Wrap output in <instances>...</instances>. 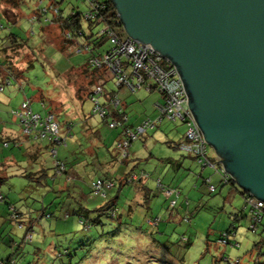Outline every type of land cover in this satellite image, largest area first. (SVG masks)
Segmentation results:
<instances>
[{
	"label": "rangeland",
	"instance_id": "374dc122",
	"mask_svg": "<svg viewBox=\"0 0 264 264\" xmlns=\"http://www.w3.org/2000/svg\"><path fill=\"white\" fill-rule=\"evenodd\" d=\"M36 2L38 0H24L18 6L19 18L12 29L22 37L27 36V41L34 43L36 48H41L43 58L35 59L29 66L26 61L31 57L30 52L27 48L20 50L23 56L20 64L29 68L23 72L24 81L20 89L17 83L12 82L4 85V91L0 92V102L6 104L5 108L0 109V133L5 126L6 129L18 131L22 137L26 136L20 133L18 123L8 111L19 107L26 95L31 99L33 111L42 113L37 93L40 90L53 107L52 113L60 124L62 136L67 133L64 123L72 125L66 144L57 146V158L70 163V177H48L46 185L23 176L8 178V175L23 170L33 172L37 164L28 160L25 146L4 147L0 140V177H7L0 183V194L5 197V202L22 212L29 210L36 214V209L44 208L46 214L50 213L48 217L45 214L34 220L32 231H25L24 223L19 222L18 226L12 221L16 218L9 219L8 204L0 202V260L12 256L23 264H85L86 261L87 264H225L224 257H238L241 264H264V239L254 234L255 229L254 233L247 229L248 219L245 216L232 219L231 213L240 211L242 207L239 192L234 190L235 187H229V191L225 185L209 192L199 173L202 171L203 176L212 175L215 174L213 169L201 167L195 159L174 145L185 131V125L180 121L162 119L154 127L146 128L147 131L130 145L129 153L132 156L129 155V161L111 163L109 152L117 139L118 129L109 128L100 118L92 115V104L88 99L81 101L92 85L87 72L78 68L85 54L62 50L59 24L46 23L44 16L32 22L28 20L38 16L37 9L35 13L32 12ZM49 2L57 3L63 10L71 3L79 5L80 11L88 9L83 0H42L40 5L45 7ZM3 8L6 6L1 2L0 11L12 22L16 15ZM50 15L49 11L47 17ZM0 19L3 22L6 20L1 13ZM82 25L89 32L85 21ZM100 28L101 24L94 25L92 31L96 34ZM0 78H3L2 74ZM108 83V87L115 85L112 79ZM117 93L120 99L126 101L124 109L129 124L136 125L147 118L155 120L159 115L158 107L154 104L160 101L161 96L155 89L151 92L141 89L132 92L120 87ZM37 143L40 146L38 157L47 167V172L51 173L54 158L49 152V142L40 139ZM8 155L15 160L5 165L3 161ZM169 158L180 160L179 166H175L174 160ZM109 162L110 170L115 169L109 178L127 168L136 173L147 172L149 177L142 181L149 188L148 198L145 201L139 195L136 184L126 183L118 191L114 186L107 192L111 196L117 194L116 204L120 215L110 217L98 213L100 222L94 224L87 220L89 227L84 229L73 209L78 203L89 208L104 204L106 199L90 192V184L97 176L104 174L105 170L98 167L100 163L106 165ZM68 177L69 181H66ZM158 178L163 185L179 190V197L172 209H169L168 200L156 187ZM214 181L216 178L211 182ZM184 215H187L188 221L182 220ZM96 216L97 212L91 218ZM150 216L161 218L159 230L150 229L146 224L145 218ZM232 225L235 226V236L231 240L237 241L238 247L217 241V237ZM161 232L165 235H161ZM181 235H184V240L186 236L188 241H181ZM152 237L173 242L169 247L170 254L163 253L160 247L153 244ZM145 239L149 241L148 244L143 243ZM256 242H260L259 247ZM153 253L161 256L152 259L150 256Z\"/></svg>",
	"mask_w": 264,
	"mask_h": 264
},
{
	"label": "water",
	"instance_id": "95a60500",
	"mask_svg": "<svg viewBox=\"0 0 264 264\" xmlns=\"http://www.w3.org/2000/svg\"><path fill=\"white\" fill-rule=\"evenodd\" d=\"M125 33L175 66L206 143L264 201V0H111Z\"/></svg>",
	"mask_w": 264,
	"mask_h": 264
},
{
	"label": "trees",
	"instance_id": "16d2710c",
	"mask_svg": "<svg viewBox=\"0 0 264 264\" xmlns=\"http://www.w3.org/2000/svg\"><path fill=\"white\" fill-rule=\"evenodd\" d=\"M83 1L88 6V9L84 12L82 10L81 11L79 10V7H80L79 5H75L73 3L68 5L66 10L65 9L63 10L58 6L57 3H52V2H49L47 6L42 7V5H40L42 0H38L39 3L36 2V4H35L36 6L32 11L35 13L36 9H37V15L38 16H37V18L36 17L35 18H29L28 20H30V22H32L36 19L39 20L40 18H43L42 16H44L46 23H48V24H52V23L59 24V26L61 28V34H62V46H61L62 50H67L69 53H72V54L73 53H75V54L76 53H78V54L84 53L85 54V58L83 59V62L81 63V65L78 68H81L82 70H84V72H87V75H89V83L94 84L97 81V79H99V78L104 79L103 87H104L105 91L109 94H112V93L117 94V91L120 89V86L114 85L113 87H108V84H109L108 80H110V79L113 80V78H107L108 79L107 80L106 77L104 76V72H105L104 64L101 63L100 66H97L93 62V59H96L100 62L102 59V55L105 52H107L111 47V43L109 42L107 31H105V29H103V26H105V24L112 27L113 30L120 33V35H125V32L123 31L121 22H119L120 19L116 15L115 7H114L111 0H96L98 3V6H97L96 11L93 13L94 16H92V17H87L85 15V12L89 11L91 9V7L89 6L88 0H83ZM92 1H94V0H92ZM1 2H2V4H5V6H6V8H3L2 10H7V11L10 10L13 13V16L16 15L11 22L0 11L1 16H3L6 19L4 22L0 19V74H2V76H3V78H0V84L2 85V90L0 92H3L4 91V85L10 84L12 82L17 83L18 87L20 89L22 87L23 81H24L23 72L26 71V69L29 68L30 65L32 66V62L35 59L41 60L43 58V54L41 52V48L38 49V48H36L34 43L27 41V39H28L27 36L22 37L18 32L13 31V29H12V26H14L16 24L17 19L19 18V16H17L18 15L17 8L21 3L24 2V0H0V3ZM42 9H45V11L43 10L44 11L43 12ZM49 11L51 12V15L49 17H47V13ZM83 21H85L87 23V27H88L89 32H86V30L83 29V25H82ZM99 24L102 25V28H100V30L96 34H94V32L92 31V27L94 25H99ZM44 36H43V38H44ZM23 48L24 49L27 48V50L30 52L31 57H30V59H28L26 61L27 63H29V66H27V65L21 66V64H20L23 61V58H22L23 56L20 54V50ZM36 49H38V50H36ZM141 90H143V89H141ZM135 91H132V92H135ZM37 93H38V101L40 104L39 106L41 107L42 113L33 111L32 107H31V99L29 97H27L26 95H24V97L20 101L19 107H17L16 109H11L10 111H8L9 114L12 117H14L13 110H20V106L24 101H27V103L29 104V108H30L31 112H33V113H39L40 115H43L44 113H46L48 111L52 112L53 107L50 106L51 105L50 101H46V97L43 95V93L40 90H37ZM117 96H118V94H117ZM85 99H87V92H86L85 96L81 97V101H83ZM161 100H162V98H161ZM161 103H162V101H161ZM120 104H121L122 112H124V114L127 116V114L124 110V107L122 106L121 99H120ZM14 118L19 125L18 117H14ZM0 119H2V118L0 117ZM101 122L104 123L103 120H101ZM160 122H158V123H160ZM127 123H128V125H131L128 122V116H127ZM64 124L66 126L68 136H70L69 131H70L72 125L67 123V122H65ZM157 124H155V125H157ZM131 126H134V125H131ZM19 128H20V125H19ZM146 131H147V129L145 130V132ZM20 133H21V131H20ZM67 133H66V135H67ZM141 135H139L135 140H137ZM116 137H117V135H116ZM24 138L28 139V140H33L30 137H26V136H24ZM44 139H46V138H44ZM182 139H183V137H182ZM182 139L180 141H182ZM0 140L2 141V145L4 147H9L10 145H12L14 147L19 148L23 145V142H21L20 139H18V137L10 136L8 133L5 134V133L1 132L0 133ZM180 141H178L177 143L175 142L174 145L176 147H178V144ZM132 142H131V144H132ZM4 143H6V144H4ZM65 144H66V139H65ZM49 145H50V142H49ZM57 152L58 151H56V154L53 158L56 160H59L60 162L63 163L64 166H63V170H61V172H59V173L56 172L55 171L56 167L54 166L53 171L49 174L47 172V167L45 165H42L39 170H36L33 172L28 171V170H23L20 173L11 174V175H8L7 177L9 178L12 176H23L26 178H31L32 180L37 182V184L46 185L48 177L53 179L55 177H59V176H63V175L69 176V171H68L69 166L68 165L70 163L68 160L58 159L57 158ZM35 153L38 154L37 151ZM111 154H112L111 158L114 162L127 163V161H129L128 159H129L130 153L125 158H122V159L119 158L117 155L118 153H117V149L115 148V145L113 146ZM187 154L190 157H193L201 165V163L198 161L196 156H194L191 153H187ZM208 155H209V158L211 160L215 159V152L210 146H208ZM201 167H206V166L201 165ZM216 167L218 168V166H216ZM212 169H213L214 173H216L218 175L220 185H231L232 187H235L236 189H240V194L242 195V207H241L240 211H236V212L231 213L232 219L237 220V219H241L243 216H245L248 219L247 229L250 232H252L250 227H249L251 210H250L249 204H247L245 201L246 200L245 198H246L248 192H246L245 190H242L239 186H237L236 182L230 178L226 181H223L222 177L220 176V174L217 171L218 169L217 170L214 168H212ZM132 172H133L132 169H130L127 172H125L124 174H122L119 178H115V179L109 178L108 176L105 175L106 174L105 173V174L97 176L95 179L103 178L106 180H110L112 182V186L109 189L111 190L114 186H117V191H118V189H120L122 187V185H124L126 183H133L136 185L140 184V186L145 191L144 200L146 201V199L148 198V195H149V192H148L149 188H148V186L145 185V183L142 180L148 178L149 174L147 172H142L146 175L144 177L143 176L139 177V180L134 182V181L128 180V177ZM142 173H139V174H142ZM7 177H5V178L0 177V183L3 182L4 179H6ZM69 177L66 178V181L67 180L69 181ZM95 179L92 180V182L90 184V192L99 196L100 198L106 199V201L104 202V204L98 205L94 208H89L86 205H83L82 203H78L77 207H75L73 209V213L78 215L79 224L82 225V228H84V229L89 227V225L87 224L88 223L87 220H89L91 223H94V224L100 222L99 218H98L99 214L104 213L105 215L110 216V217L120 215L118 213V207L116 204L117 194H114L111 196V194H109L107 192L109 189L106 190V194L104 197L100 196L97 193H94V190L92 188V183L95 181ZM158 179L161 182V179L160 178H158ZM206 179L207 178H203L202 182L204 184H206V187H207ZM208 180H209V178H208ZM209 183H210V181H209ZM210 184H212V183H210ZM212 185L214 186V190L210 191L207 188L208 191L211 193L214 192L216 189V186L214 184H212ZM156 187L159 189L157 184H156ZM174 189H176L179 192V190L177 188H174ZM59 190H63V189L60 188ZM117 191H116V193H117ZM163 197L166 200H168L169 209H172L173 207H175L177 198L179 197V193L175 197V203L173 205H170V203H169L170 199L169 198L165 197L164 195H163ZM4 198L5 197L2 194H0V202H4V203L8 204L7 214L10 217L9 219L12 220L13 219L12 217L14 216L16 219H14L12 221H14L16 224H17V222L24 223V227L26 228L25 231H32V228H31L32 222L34 220L40 219L41 217H44L46 214V211L44 208L36 209L35 210L36 214H34L33 211H29V210L22 212L21 210L17 209L13 204H11L9 202H5ZM96 212H97V216L95 218H91L92 216H95ZM48 216H50V213L46 214V217H48ZM156 218L158 220H156V222H155ZM145 219H146L145 220L146 224L150 227V229H153V230L155 229V231L159 230L158 226H159V223L161 221L160 217H155V216L151 217L150 216V217H146ZM148 220H152V223H148L147 222ZM182 220L188 221L189 219H188L187 215H184L182 217ZM160 234L163 235L164 233L161 232ZM254 234L259 235L261 237V240L264 239V216L258 222L257 230H256V233H254ZM183 236L184 235H181L179 239L181 241H188V238L185 236V240H184ZM234 236H235V226L232 225L231 227L227 228L225 231H223L217 237V241L223 245L228 244L230 246L234 245L235 247H238L239 243L235 240L232 241L233 239L231 240V238H234ZM24 238H25V235H24ZM151 242L153 244L157 245L158 247H160L159 249L163 253L166 252V253H168V255L170 254V252H169L170 248L169 247L171 246V243H173V242H170L169 239L157 240V239H154L152 237ZM260 242H256L257 247H259ZM158 256H161V255H158L157 253H153V254H151L150 257L152 259H156ZM223 259L225 261V264H241L240 258H238V257L233 258V259L228 258V257H224ZM1 263L2 264H23L21 262L18 263L17 260H15L14 257H12V256H8L5 259H1L0 264Z\"/></svg>",
	"mask_w": 264,
	"mask_h": 264
},
{
	"label": "built area",
	"instance_id": "2783aa9c",
	"mask_svg": "<svg viewBox=\"0 0 264 264\" xmlns=\"http://www.w3.org/2000/svg\"><path fill=\"white\" fill-rule=\"evenodd\" d=\"M88 3L91 9L85 12V15L92 17L98 3L96 0H88ZM43 10L45 11V9ZM103 29L107 31L111 47L102 55L100 62L96 59H93V62L97 66H100L101 63L104 64V76L106 79L113 78L116 86L126 87L131 91L140 88L150 92L155 89L162 98V103L158 105L159 115L155 120L147 118L131 126L127 123V116L122 112L120 99L117 94H109L105 91L103 87L104 79L99 78L90 86L91 88L87 94V99L92 104L90 113L103 120L109 128L118 129L117 139L114 144L118 157L122 159L129 155L131 142L144 133L146 128H152L162 119L178 120L185 125L183 139L179 142L178 147L184 152L196 156L201 165L218 169L217 171L223 181L229 178L234 180L224 170L216 154L214 160L209 158V145L204 140L202 132L189 110L186 93L174 64L148 43L131 38L126 33L125 35H120V33L114 31L112 27L106 24ZM1 90L2 85L0 84ZM13 115L19 119L22 134L33 140L46 138L50 142L49 152L52 157L56 154L57 146L65 145L68 133L65 136L61 135L60 125L54 113L50 111L43 115L33 113L27 101H24L20 106V110H13ZM193 136L194 138H192ZM54 166L56 167L55 171L59 173L63 170L64 165L59 160L54 159ZM145 175L144 173L132 172L128 180L135 182L139 180V177H144ZM206 181L207 188L210 191L214 190V186L209 183L208 178ZM156 184L160 192L170 199V205H173L179 192L172 187L163 185L159 179L156 180ZM111 186L112 182L103 178H97L92 183L94 193L102 197L105 196L106 190ZM245 199L251 210L249 227L254 232V229L257 230L258 222L264 216V201L250 193L247 194ZM12 218L15 217L13 216ZM156 220L158 219L156 218L155 222ZM149 222L152 223V220H148ZM17 225L20 226V223L17 222Z\"/></svg>",
	"mask_w": 264,
	"mask_h": 264
},
{
	"label": "crops",
	"instance_id": "0c3cea01",
	"mask_svg": "<svg viewBox=\"0 0 264 264\" xmlns=\"http://www.w3.org/2000/svg\"><path fill=\"white\" fill-rule=\"evenodd\" d=\"M6 16V15H5ZM121 91V90H120ZM119 91V92H120ZM118 92V93H119ZM117 93V94H118ZM159 97H160V95H159ZM6 101H7V99H6ZM5 101V102H6ZM161 98H160V101H156L155 102V107H158V105L161 103ZM121 102H122V104H123V107L125 106V104H124V102L126 103V101L124 100H122V98H121ZM6 107V104L4 103V102H0V109L2 110L3 108H5ZM6 109H8V108H6ZM125 110V109H124ZM125 112H126V110H125ZM127 116H128V114H127ZM128 122H129V118H128ZM132 123V122H131ZM131 125H133V123L131 124ZM3 131H2V133H8L10 136H15V137H18V139H20V141L21 142H23V145L22 146H25V149H24V152H25V154L28 156V160H30V161H33L34 163H36L37 164V168L34 170V171H36V170H39L40 168H41V166L42 165H44L43 164V162H42V160L38 157L39 156V154H40V146H39V144L37 143V141H33V140H28V139H25L24 137H22V136H20V134L18 133V131H13V129H11V128H5V126H3ZM182 137H183V134H182V136L176 141V143L178 142V141H180L181 139H182ZM133 143V142H132ZM104 144V143H103ZM112 149H113V147L111 146V153H112ZM106 150L107 151H109V148H106ZM38 152V154H36L35 152ZM110 152H109V154H110V157H112V154H111ZM132 156V154L130 155V157ZM129 157V158H130ZM102 158H104V155L102 154ZM193 158V157H192ZM171 161L172 160H174V159H171V158H169ZM194 159V158H193ZM14 158L11 156V155H8L7 157H5V160L3 161V164H11V163H14ZM111 160H112V158H111ZM178 161H180V160H174L173 161V163L175 164V166H179V162ZM103 163H106L105 161L103 162ZM103 163H100V165L98 166V167H101V170H105V171H103V173L106 175V176H109L110 175V173L111 172H113L115 169H113V170H110V162L108 163V164H106V165H104ZM111 163L112 164H115V162L112 160L111 161ZM128 171V168H127V170H125V171H121V173H119L118 175H116L115 177H112V178H119L122 174H124L125 172H127ZM202 172V171H201ZM199 173V178H209V181H210V183H212L211 181L214 179V178H216V181H214L215 183H212V184H214L215 186H216V188H217V186L218 187H222L223 185H220L219 184V177H218V175L215 173V174H205V176H203L202 175V173ZM50 174V173H49ZM214 175V176H213ZM1 178H3V177H1ZM202 178V179H203ZM202 181V180H201ZM225 187H228V190H229V187H232L231 185H225ZM137 188H138V193H139V195L140 196H142L143 198H145V191L143 190V188L140 186V184H137ZM216 190V189H215ZM234 190L235 191H238L239 192V195L241 196V198H242V195L240 194V189H236V188H234ZM230 191V190H229ZM198 204V203H197Z\"/></svg>",
	"mask_w": 264,
	"mask_h": 264
},
{
	"label": "clouds",
	"instance_id": "9594fccd",
	"mask_svg": "<svg viewBox=\"0 0 264 264\" xmlns=\"http://www.w3.org/2000/svg\"><path fill=\"white\" fill-rule=\"evenodd\" d=\"M194 136H195V134H194ZM194 136H193L192 138H194ZM143 243H144V244H148L149 241H148L147 239H145V240L143 241ZM85 264H87V261L85 262Z\"/></svg>",
	"mask_w": 264,
	"mask_h": 264
}]
</instances>
